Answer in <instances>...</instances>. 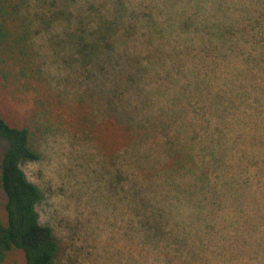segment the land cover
Wrapping results in <instances>:
<instances>
[{
	"label": "trees",
	"instance_id": "16d2710c",
	"mask_svg": "<svg viewBox=\"0 0 264 264\" xmlns=\"http://www.w3.org/2000/svg\"><path fill=\"white\" fill-rule=\"evenodd\" d=\"M160 2L0 0V88H37L22 124L0 114V264H261L264 203L241 205L264 177V0ZM55 132L94 184L58 227L21 168Z\"/></svg>",
	"mask_w": 264,
	"mask_h": 264
},
{
	"label": "rangeland",
	"instance_id": "374dc122",
	"mask_svg": "<svg viewBox=\"0 0 264 264\" xmlns=\"http://www.w3.org/2000/svg\"><path fill=\"white\" fill-rule=\"evenodd\" d=\"M153 1L159 6L164 5L160 0ZM29 32L25 47L28 48L26 50L28 53L31 52L34 55L31 59L38 65L41 64L40 67L51 75L58 77L60 74H63V70L57 69L56 64L49 65L47 62L48 59H50L46 56V49L48 50V46L45 42L47 33L40 28H30ZM29 88L31 90L27 88L22 89L20 87L15 89L12 86L5 89L0 88V114L7 122L20 125L26 114L33 109L32 101L37 88L35 86L34 88ZM48 90L49 88L45 86V89L42 87V90L38 92L44 95V92H49ZM55 133L54 135L46 136L37 145V150L40 154L39 159L21 164V168L27 179L36 184L44 194L41 202L36 206L39 213V220L41 223H46L51 226L59 223L60 220H63L65 217L72 218L74 213L69 205L74 204L75 201L72 202L70 200L71 193H74L76 197L82 199V202L85 203L83 205L87 206L86 197L89 196L91 188L94 187V184H91L87 176L83 173V169L77 165L80 163V160L76 159L79 151H84V147L89 148V146L81 145L80 148V146L68 138L65 133ZM82 143L85 142L82 141ZM2 147L3 141L0 139V153ZM257 177H260V179L250 180L257 181L259 187L250 185L246 187L247 190L245 194L243 193L241 206H243L245 214H251L248 203L252 205L254 199H256L257 202H259L258 199H260V201L264 203V185L262 183L264 177ZM68 203L70 204L68 205ZM92 205L97 204L92 203ZM58 226L59 225L53 227ZM260 228H262V225L256 226L255 229L250 232L252 238H255V236L260 233H264L263 228L259 230ZM98 237L104 238L105 236L98 235ZM95 241L99 242L97 237H95ZM261 264H264V259L261 260Z\"/></svg>",
	"mask_w": 264,
	"mask_h": 264
}]
</instances>
